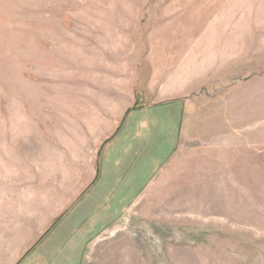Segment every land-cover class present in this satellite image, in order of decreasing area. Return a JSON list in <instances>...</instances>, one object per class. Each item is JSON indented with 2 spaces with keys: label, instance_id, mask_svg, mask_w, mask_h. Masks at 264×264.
<instances>
[{
  "label": "rangeland",
  "instance_id": "374dc122",
  "mask_svg": "<svg viewBox=\"0 0 264 264\" xmlns=\"http://www.w3.org/2000/svg\"><path fill=\"white\" fill-rule=\"evenodd\" d=\"M0 264H264V0H0Z\"/></svg>",
  "mask_w": 264,
  "mask_h": 264
}]
</instances>
